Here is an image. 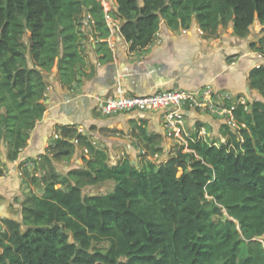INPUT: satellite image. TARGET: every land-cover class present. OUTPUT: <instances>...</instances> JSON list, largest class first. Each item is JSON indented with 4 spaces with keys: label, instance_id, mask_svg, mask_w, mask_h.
<instances>
[{
    "label": "trees",
    "instance_id": "1",
    "mask_svg": "<svg viewBox=\"0 0 264 264\" xmlns=\"http://www.w3.org/2000/svg\"><path fill=\"white\" fill-rule=\"evenodd\" d=\"M114 1L130 51L150 44L162 20L184 28L195 20L213 33L232 23L239 38L255 20L264 25V0ZM84 11L99 39V61L110 62L101 1L0 0V145L9 160L45 111V73L56 67L68 83L83 65ZM263 44L264 37L249 47ZM248 79L262 100L237 107L245 127L234 133L224 126L227 140L219 145L195 136L190 151L159 164L135 166L124 157L112 165L75 125L56 126L65 139H54L52 157L72 154L68 137L91 157L86 168L63 176L50 171L42 194L22 200L20 220L1 219L0 264H264V66L252 68ZM154 138L146 136L145 146ZM106 181L111 191L83 193ZM100 243H107L104 251Z\"/></svg>",
    "mask_w": 264,
    "mask_h": 264
},
{
    "label": "crops",
    "instance_id": "2",
    "mask_svg": "<svg viewBox=\"0 0 264 264\" xmlns=\"http://www.w3.org/2000/svg\"><path fill=\"white\" fill-rule=\"evenodd\" d=\"M206 33L195 20L186 28L172 27L162 20L150 44L130 51L129 43L115 31L106 40L112 52V60L107 63L99 61V39L92 41L88 36L84 63L73 81L61 82L53 72L47 76L42 100L45 111L29 131L17 158L9 160L6 144L0 145V223L2 218L21 219L24 194L35 192L33 183L29 184L23 175L24 169H30L29 162L33 165L41 160L40 155L50 157L52 136L61 135L56 131L58 125H75L78 131L90 134L94 142L106 149L111 162L127 157L135 166L141 165L145 160L138 156L141 148L149 152L150 160L160 154L165 161L174 154L173 141L165 136L161 112H100L99 101L111 96L116 84L128 94H144L157 88L191 90L210 84L250 100H262L258 90L250 88L248 75L254 64L264 66V58L259 59L256 49L249 47L264 37V25L255 20L244 38L233 34L232 23L225 28L219 26L215 36ZM184 117L185 127L193 137L200 127L205 129L200 137L208 142L227 136L221 120L209 112L187 108ZM151 135L156 138L145 146V137ZM152 148L158 150L152 152ZM54 167L59 170L58 164Z\"/></svg>",
    "mask_w": 264,
    "mask_h": 264
},
{
    "label": "built area",
    "instance_id": "3",
    "mask_svg": "<svg viewBox=\"0 0 264 264\" xmlns=\"http://www.w3.org/2000/svg\"><path fill=\"white\" fill-rule=\"evenodd\" d=\"M100 1L103 4L104 0ZM114 5V10H116L115 1ZM110 11L108 8H103V16L110 33H114L115 31H119L122 21L113 13L114 18L111 17ZM91 24H93V20L90 14L84 12L81 30L84 31L83 29L86 26L90 27ZM255 51L259 59L264 58V44L260 50ZM260 66H262L261 63L254 64L255 68H259ZM248 100L246 96L235 95L226 90L216 89L210 84H204L201 87L191 90L157 88L144 94H128L122 86L116 84L113 94L99 101L98 109L104 115L142 111L161 112L164 121L165 136L173 141V148H176V151L181 150L184 152L191 150L188 148V141L194 139L185 127L184 116L187 108L201 109L209 112L219 118L223 126H227L229 130L235 133L240 128L245 127L243 123L238 122L235 111L239 105H243L244 109H248ZM78 133L84 134L81 129ZM204 133L205 129L200 127L196 131V137H200ZM53 136L55 139L62 138L57 133H54ZM226 140L227 136L211 142L219 145L225 143ZM73 142L77 143L78 140L73 139ZM139 154L145 158L150 156L149 152L144 148L139 149ZM18 174L21 175V172L18 171Z\"/></svg>",
    "mask_w": 264,
    "mask_h": 264
},
{
    "label": "rangeland",
    "instance_id": "4",
    "mask_svg": "<svg viewBox=\"0 0 264 264\" xmlns=\"http://www.w3.org/2000/svg\"><path fill=\"white\" fill-rule=\"evenodd\" d=\"M103 4H102L103 8H105V9L108 8L109 10H111L110 11V15H111V17L114 18V16L112 15V13L115 14L114 0H104ZM84 12H86V11H84ZM222 27L225 28L227 26H222ZM81 29H82V26H81ZM91 29H92V26H90V27L86 26V28L83 29L84 30L83 31L84 38H82L81 42H82V45H83L84 49H85V46H86V42H88V36L90 37L89 40H92V41L97 38L95 36V34H94V31L91 30ZM206 35H214L215 36L216 35V31L214 33L213 32H207ZM77 71L78 70H76V73H77ZM52 72L56 73V76L59 78L56 67H53L51 72L45 73L46 74V78H45L46 84H47V76H50ZM76 131H77V128H76ZM82 135H85V134H82ZM85 136L87 137V139L91 142V144L95 148L103 149V150L106 151V149L104 147H102V145H99L98 143H96V142H94L92 140V138L90 137V134L89 135L87 134ZM52 137L54 138V136H52ZM73 139H77V138L76 137H72V138L68 137L67 138V140H69L74 145V149L72 151V154H69L66 157L54 158V157H52V150H51V151L48 152L50 154V157H43L44 159H42V157H41V160H39L38 162L33 163V165L31 164V162H29L30 164H28V165L31 166V167H30L29 170L25 168L24 169L25 171H24L23 175L25 177H27L29 184L33 183V185L35 186V190H34L35 192H33V190H30L29 192L24 194L23 199L27 195H31V194L40 195V194H42L43 189H44V182H45V179L48 176V173L50 171H54L55 170L54 164H58V167H59V170L58 171L55 170L54 172H57V173H59L62 176L65 175L67 173V171H69L71 169H74V168H86V160H88L91 157L90 151L87 149L86 146H81L78 139H77L78 140L77 143H74ZM53 142H54V140H53ZM172 151L175 152L176 148L175 149L172 148ZM138 156H141V155H138ZM122 158L123 157H121L120 159H122ZM108 159H109V157H108ZM120 159H117L116 162L118 160H120ZM144 159L148 160L145 157H144ZM145 160H142V161H145ZM151 160L154 161L156 164H159L160 161L163 163V161H164V160H161V155L160 154L157 155L156 157H151ZM108 161L112 165L116 163L115 161H113V162H111V160H108ZM138 166H139V164H138ZM64 186H62V187H64ZM112 186H113V182H111V181L98 183L96 185H88V186H85L83 188V193L84 194L107 193V192L112 190ZM37 193H40V194H37ZM106 246H107V243H100V244L97 245V247H99L102 251L105 250Z\"/></svg>",
    "mask_w": 264,
    "mask_h": 264
},
{
    "label": "water",
    "instance_id": "5",
    "mask_svg": "<svg viewBox=\"0 0 264 264\" xmlns=\"http://www.w3.org/2000/svg\"><path fill=\"white\" fill-rule=\"evenodd\" d=\"M120 34H121V33H120V31H119V35H120ZM248 90H249V89H248ZM226 218H227V215L224 216L223 220H225ZM257 238H258V239H261V238H263V236H258Z\"/></svg>",
    "mask_w": 264,
    "mask_h": 264
}]
</instances>
